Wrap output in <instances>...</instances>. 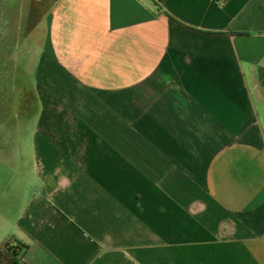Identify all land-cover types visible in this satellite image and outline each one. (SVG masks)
Returning <instances> with one entry per match:
<instances>
[{"label": "crops", "instance_id": "obj_1", "mask_svg": "<svg viewBox=\"0 0 264 264\" xmlns=\"http://www.w3.org/2000/svg\"><path fill=\"white\" fill-rule=\"evenodd\" d=\"M24 3L28 37L5 45L29 93L1 77L0 251L264 264V0H0V35L22 34Z\"/></svg>", "mask_w": 264, "mask_h": 264}, {"label": "rangeland", "instance_id": "obj_2", "mask_svg": "<svg viewBox=\"0 0 264 264\" xmlns=\"http://www.w3.org/2000/svg\"><path fill=\"white\" fill-rule=\"evenodd\" d=\"M30 5L32 4L30 3L22 4L21 14L16 15V16H19L20 19L16 17L10 20L11 22L10 26L13 25V23L21 25L22 34L20 35L10 34V35H5V36L0 35V105L2 103L3 106H5L4 101H6V103L9 101L8 98L6 97L7 96L6 94L8 93V91H10V88L12 90L15 87V83L13 81L11 84L3 83V81L1 82L3 77L8 78L9 80L14 75H17V77L21 76L23 91H26L25 92L26 95L29 93V87H30L29 69L30 68L28 65V61L27 60L18 61L17 59L15 61L14 56L11 59H9L8 57H10V55L12 56L13 51L12 50L7 51V46L5 44L10 43V47L12 49L15 43L24 41L28 37L27 31L29 30V26L31 25V17H30L31 16V10H30L31 6ZM29 43H31V45L32 46L34 45L35 47V43H38V42L37 40H34V38H31L29 40ZM15 53L17 54L18 52H15ZM20 63H22V65ZM0 111H1V108H0Z\"/></svg>", "mask_w": 264, "mask_h": 264}, {"label": "trees", "instance_id": "obj_3", "mask_svg": "<svg viewBox=\"0 0 264 264\" xmlns=\"http://www.w3.org/2000/svg\"><path fill=\"white\" fill-rule=\"evenodd\" d=\"M24 247L16 242L7 243L0 251V264H17V257Z\"/></svg>", "mask_w": 264, "mask_h": 264}, {"label": "built area", "instance_id": "obj_4", "mask_svg": "<svg viewBox=\"0 0 264 264\" xmlns=\"http://www.w3.org/2000/svg\"><path fill=\"white\" fill-rule=\"evenodd\" d=\"M151 2H154L157 6H162L163 1L162 0H151Z\"/></svg>", "mask_w": 264, "mask_h": 264}]
</instances>
